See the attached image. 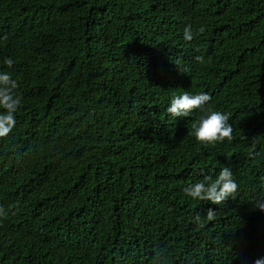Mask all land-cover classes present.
<instances>
[{
    "label": "trees",
    "instance_id": "1",
    "mask_svg": "<svg viewBox=\"0 0 264 264\" xmlns=\"http://www.w3.org/2000/svg\"><path fill=\"white\" fill-rule=\"evenodd\" d=\"M0 264H264V0H0Z\"/></svg>",
    "mask_w": 264,
    "mask_h": 264
}]
</instances>
